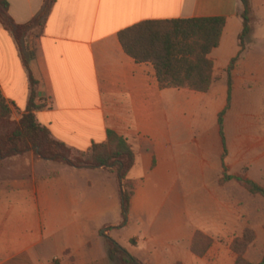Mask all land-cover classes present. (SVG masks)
<instances>
[{
  "label": "crops",
  "instance_id": "1",
  "mask_svg": "<svg viewBox=\"0 0 264 264\" xmlns=\"http://www.w3.org/2000/svg\"><path fill=\"white\" fill-rule=\"evenodd\" d=\"M6 1L17 25L31 21L45 2ZM250 2L253 31L240 54V0H54L41 33L31 37L36 49L23 43L28 70L0 24V92L17 119L29 102L30 73L42 106L35 118L53 140L86 153L104 144L110 130L130 146L128 223L135 221L138 230L124 249L142 264H234L231 244L247 228L255 239L244 259L258 264L264 255V199L233 180L220 183L218 115L227 105L226 71L238 54L230 74L231 109L223 118V163L228 175L248 167L246 177L257 184L264 174V0ZM219 17L225 25L208 56L213 83L206 93L160 89L153 66L136 63L117 38L143 21ZM3 164L0 264L106 262L97 258L95 245L101 248L97 234L108 193L74 180L72 172L108 171L56 165L33 152ZM196 234L211 240L203 256L191 251Z\"/></svg>",
  "mask_w": 264,
  "mask_h": 264
},
{
  "label": "trees",
  "instance_id": "2",
  "mask_svg": "<svg viewBox=\"0 0 264 264\" xmlns=\"http://www.w3.org/2000/svg\"><path fill=\"white\" fill-rule=\"evenodd\" d=\"M54 0H45L41 11L28 23L17 25L9 15V4L0 0V24L14 39L24 67L28 70V62L22 54L21 40L34 30L42 31ZM242 6V31L238 37L239 54L244 50L245 43L253 31L254 13L250 0H240ZM225 18H198L183 20L143 21L121 30L118 41L126 55L136 63H150L154 70L160 89L187 88L206 93L213 83V61L208 58L213 49L219 45ZM239 54L231 60L227 73V105L218 115L219 133L222 139L223 176L220 183L235 181L252 196L264 199V187L249 180L243 173L228 175L223 160L227 155L223 133V118L230 106L231 70L239 58ZM30 97L25 112L18 121H13L11 109L0 92V124H8L13 128L5 135H0V169L4 160L23 156L32 151L37 159L50 161L56 165L76 169H104L114 175L120 195V210L124 226L128 220L130 200L134 193L133 183L127 175L134 164V154L128 143L115 132L108 130L104 144H94L86 152H75L65 144L51 138L49 131L41 127L35 118V111L42 108L36 101L41 100L36 88L37 83L28 74ZM106 246L107 258L110 262L120 264H142L129 254L118 242L102 235ZM206 244L201 246V242ZM254 241L251 229H245L242 237L231 244L235 254L234 264H252L244 259L245 251ZM132 242V241H131ZM211 240L196 234L191 251L196 256H203ZM258 264H264V255Z\"/></svg>",
  "mask_w": 264,
  "mask_h": 264
},
{
  "label": "rangeland",
  "instance_id": "3",
  "mask_svg": "<svg viewBox=\"0 0 264 264\" xmlns=\"http://www.w3.org/2000/svg\"><path fill=\"white\" fill-rule=\"evenodd\" d=\"M41 33L39 29L34 30L31 34H29L27 37L21 40L22 44L26 43L27 47L30 49H36V45L34 42V39L31 37L38 36ZM24 47V44H23ZM262 102L264 103V96L262 98ZM9 105V104H8ZM10 107V106H9ZM11 112H12V119L13 121H18L16 114L14 116L12 108L10 107ZM231 109V105L229 106L228 111ZM226 112V114L228 113ZM231 117L233 120H237L238 118V110L234 109L231 111ZM252 112V111H251ZM225 114V115H226ZM246 121H252L253 119L251 117L246 116L245 117ZM13 127L8 124H0V135H5L6 133L10 132ZM32 151H30L31 153ZM35 155V154H34ZM58 167V166H55ZM0 169V174L3 173L2 169ZM66 169V168H64ZM244 175L247 176V170L248 167H245L243 169ZM243 170L241 173H243ZM29 172V169H27ZM25 172V171H22ZM71 173V172H70ZM240 173V174H241ZM13 174V173H12ZM10 174V175H12ZM5 175V174H3ZM73 179L80 182V183H86L87 181H91L92 183H96L97 186L101 188L103 193H108V207L106 213L103 215L102 220H101V229L98 231V236L101 237L104 233L103 232H109V236L111 239L117 241L120 246L125 248L126 245H128V239L131 238L132 235L136 234L137 232V226L135 224V221H130L128 223V220L124 226H121L122 223V217H121V212H120V196H119V190H118V185H117V180L116 177L112 174H107V173H99V172H88L87 174H81V173H75L72 172ZM260 186L264 187V174L262 175V179L258 183ZM263 201V200H262ZM116 226V227H113ZM103 233V234H101ZM107 236V235H106ZM102 238V237H101ZM255 239V237H254ZM101 242V248H97V253L96 256L97 258H101L103 256L106 259V262L102 264H120L116 262H110L107 258V252H106V246L104 243V239L100 240ZM206 244L205 241L201 242V246H204ZM102 253V255L100 254Z\"/></svg>",
  "mask_w": 264,
  "mask_h": 264
}]
</instances>
